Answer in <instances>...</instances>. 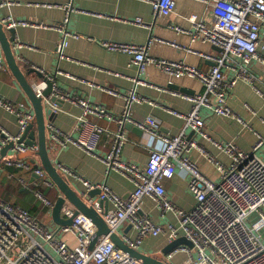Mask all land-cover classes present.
Returning <instances> with one entry per match:
<instances>
[{
  "label": "built area",
  "instance_id": "1",
  "mask_svg": "<svg viewBox=\"0 0 264 264\" xmlns=\"http://www.w3.org/2000/svg\"><path fill=\"white\" fill-rule=\"evenodd\" d=\"M155 15H170L176 7V0H149ZM212 6L214 21L208 25L196 15L190 17L194 28L192 40L202 39L220 48L218 55H205L213 60L214 65L207 72H202L183 60L174 61L153 58L148 54L146 45L131 42L100 41L110 51L123 52L130 55V63L144 71L149 64H154L163 71L181 77L184 75L197 77L204 86L201 94L190 96L192 108L182 115L186 127L207 137L204 131L205 121L200 116L203 106L209 107L212 113L232 116L228 104L231 88L241 77L248 76L249 65L256 59H263L259 52L261 24L264 23V0H206ZM66 16L62 23L52 24L62 32L56 52L59 58L65 57L68 45L66 23L71 11L72 2L64 5ZM134 22L142 24L141 19ZM6 27L28 22L12 17L4 18ZM46 26V25H45ZM179 32H188L182 27H174ZM193 51L192 49H187ZM46 76L53 74L41 70ZM225 68L233 72L229 75ZM118 74V73H117ZM136 83L147 84L137 79ZM32 87L40 96L46 87L44 81H33ZM116 94L115 91L110 90ZM58 97L71 99L67 92L56 89ZM125 111L122 115H112L105 107L93 104L85 99L75 100L82 108L78 116L82 137L75 138L52 124L47 125L48 136L62 146L77 145L91 154H97L100 136L110 132L103 126L91 122L87 116L97 114L108 116L119 124V130L112 132L113 142L104 156L108 171L118 170L131 178L134 190L124 197L106 183L92 182L78 175L74 170L60 164L57 166L66 176L78 178L87 191L99 188L101 194L93 201L95 208L101 213L112 231H118L126 222H130L136 230L135 238L125 235V241L138 247L147 236L165 234L168 243L180 236H186L193 247L181 245L169 256L184 252L187 258L183 264H264V161L257 150L264 143L260 138L255 146L245 151L234 144H215L230 156V163L210 155L208 158L218 170V179H212L203 173L200 166L191 157V150L199 145L188 138L182 130L175 135H161L160 123L154 117L134 121L130 110L134 102L141 99L135 90L125 96ZM45 105L57 111L58 104L45 99ZM0 106L14 114L19 130L10 134L0 126L1 146L8 140H18L26 127L35 118L32 105L28 101L12 102L0 96ZM134 122L140 129L159 137V146L150 148L149 159L145 166L127 162L122 158L124 145L129 141L123 129L127 122ZM36 145L30 146L24 141L16 143L14 154L28 153L15 161H5L7 166L30 170L37 174L36 183L41 187H55L48 174L34 155ZM201 148V147H200ZM3 161L0 158V163ZM183 173L188 177V187L195 198V205L189 209L180 208L168 196L165 181ZM24 182V179H21ZM36 197L43 206L52 211L55 200L41 189L35 191ZM154 200L161 214L173 213L178 224L171 221L165 224L155 222L148 214L142 213L144 199ZM100 200H107V208L100 206ZM65 219H72L71 225L60 226L46 221L43 216L35 215L23 206L0 198V264H141L123 249L117 247L108 236H103L91 253L87 252L90 237L97 230L93 221L80 211L69 200L61 209ZM74 234L77 244L72 246L65 241L61 233ZM119 232V231H118Z\"/></svg>",
  "mask_w": 264,
  "mask_h": 264
},
{
  "label": "crops",
  "instance_id": "2",
  "mask_svg": "<svg viewBox=\"0 0 264 264\" xmlns=\"http://www.w3.org/2000/svg\"><path fill=\"white\" fill-rule=\"evenodd\" d=\"M68 2H72L74 6L65 27L71 35L67 37L65 57L59 58L56 46L62 32L51 25L63 22L66 16L64 5ZM0 14L1 20L12 17L29 23L15 25L17 37L14 51L21 67L28 69L36 66L47 73L56 74L60 89L71 95V99L64 100L58 106L57 113L46 117L47 125L52 124L75 138L82 137L85 131L80 130L81 122L78 119L82 108L75 100L85 99L105 107L112 115L120 116L125 111L124 96L135 90L141 100L132 104L130 117L134 121L147 117L156 118L160 123L161 135H175L184 130L188 138L199 145L191 150L192 159L212 179H218L219 173L208 157L212 155L225 164H229L231 160L229 154L220 149L216 142L223 146L231 143L249 151L260 138L264 139L263 59L252 61L248 69L250 78H239L229 91L228 104L233 112L232 116L214 114L206 106L201 108L200 116L205 121L204 131L207 134L204 137L200 132L186 127L182 116L192 108L189 97L204 91V86L197 77H175L152 63L144 71H139L137 66L130 63V55L110 51L100 43L115 41L146 45L148 54L153 58L183 60L186 64L207 72L214 61L205 55H218L220 48L202 39L192 40L194 25L190 19L196 15L208 25L213 23L212 6L206 0H176L175 10L168 16L155 15L149 0H3ZM138 18L142 20V24L134 22ZM177 26L188 32L177 31L174 28ZM259 52L264 58V23L261 24ZM225 71L229 75L233 74L226 68ZM35 75H30L31 82ZM138 78L147 84L136 83ZM170 83L176 87L170 88ZM0 96L12 102L28 101L6 63L1 44ZM87 118L111 133L119 130V124L108 116L91 114ZM127 123L135 125L132 121ZM0 126L10 134H17L19 130L16 116L1 106ZM123 129L129 138L123 148V160L145 166L150 148L159 146L161 139L152 137L146 131L140 134L138 131ZM34 131L36 139V127ZM111 133L105 132L100 136L97 154H91L74 144L62 146L48 136L49 153L57 166L62 164L69 167L92 182L106 183L115 192L126 197L134 190L133 181L118 170L108 171L104 162V156L114 139ZM1 139L0 133V151ZM257 154L264 161V143ZM5 161L7 160L3 159L0 163V198L23 206L31 213L43 216L46 221L55 223L52 211L49 213L35 195L38 189L35 172L7 166ZM66 177L79 191L86 190L78 178ZM21 179L25 181L22 182ZM165 185L168 196L180 208L189 210L195 205V198L188 187V177L183 173H177L166 180ZM50 188H47L49 195L56 201L60 192L56 187ZM142 213L148 214L157 223L171 221L178 224V219L171 212L163 217L150 197L144 199ZM118 231L122 236H136V230L129 221ZM61 236L70 245L74 246L70 241L72 238L77 244L73 233L62 232ZM167 243L165 234L147 236L137 248L146 253H156ZM186 258L187 254L179 252L168 259L173 264H183Z\"/></svg>",
  "mask_w": 264,
  "mask_h": 264
},
{
  "label": "water",
  "instance_id": "3",
  "mask_svg": "<svg viewBox=\"0 0 264 264\" xmlns=\"http://www.w3.org/2000/svg\"><path fill=\"white\" fill-rule=\"evenodd\" d=\"M2 2L3 0H0V5ZM16 33L17 28L15 26L6 27L2 23L0 16V44L6 63L14 78L24 91L29 103L33 106L35 118L28 124L25 132L18 140H8L6 144L1 146L0 154L2 159L15 161L16 159L22 158L28 154L27 152L18 153V155L14 154L13 148L15 147L16 143H21L24 141L30 146L36 145L37 148L34 152V155L39 158L41 165L48 174L50 180L60 192V195L56 199L52 210V220L60 226L72 224V219H65L61 215V209L64 202L69 200L77 208V211H80L84 215L88 216L97 227L95 233L90 237L89 244L87 246L88 253L92 252L101 237L108 236L117 247L123 249L131 257L137 259L141 264H173L168 258L171 257L169 255L177 247L181 245H186L191 248L193 247V243L186 236H180L174 239L173 241L167 243L160 250V252L156 253H146L136 247L129 245L118 231L111 230L101 213L95 208L93 201L97 199L98 195L101 194V189L95 188L87 191V193L83 195V191H79L77 188H75L69 179L64 176L61 170L54 163L49 153L46 117L57 112L53 111L52 107L45 105V99H48L52 103H56L60 106L64 102V99H61L57 96L56 89L61 91L63 90L58 86L59 78L56 74H53L50 78L33 66L29 67L28 69L21 67L14 51V42L16 41L17 37ZM31 74H36L34 76V81L40 80L46 82V87L43 89V93L40 96L35 93L32 87V79L30 78ZM169 87L173 88L176 87V85L170 83ZM35 127L37 130L36 139L34 131ZM124 128L131 129L135 132L138 131L140 134L144 133V130L132 123H126ZM2 136L4 138L7 137L5 134H2ZM34 177H38L37 174L34 173ZM107 204V200H100V206H104L105 211Z\"/></svg>",
  "mask_w": 264,
  "mask_h": 264
},
{
  "label": "trees",
  "instance_id": "4",
  "mask_svg": "<svg viewBox=\"0 0 264 264\" xmlns=\"http://www.w3.org/2000/svg\"><path fill=\"white\" fill-rule=\"evenodd\" d=\"M36 185H38L37 183H36ZM47 188H49V187H41L40 185H38V189H41L42 191H44V193L46 194V195H48L49 197H50V195H49V189H47ZM50 189H54V187L53 188H50ZM56 190V189H55ZM51 198V197H50ZM52 199V198H51ZM53 200H55V199H53Z\"/></svg>",
  "mask_w": 264,
  "mask_h": 264
},
{
  "label": "rangeland",
  "instance_id": "5",
  "mask_svg": "<svg viewBox=\"0 0 264 264\" xmlns=\"http://www.w3.org/2000/svg\"><path fill=\"white\" fill-rule=\"evenodd\" d=\"M70 241H71L72 244H74V245L76 244V241L73 238L70 239Z\"/></svg>",
  "mask_w": 264,
  "mask_h": 264
}]
</instances>
